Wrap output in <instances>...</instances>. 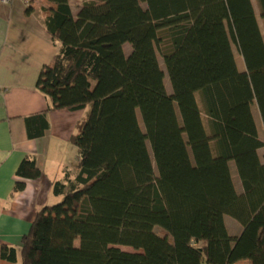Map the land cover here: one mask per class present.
Returning <instances> with one entry per match:
<instances>
[{
    "label": "trees",
    "instance_id": "16d2710c",
    "mask_svg": "<svg viewBox=\"0 0 264 264\" xmlns=\"http://www.w3.org/2000/svg\"><path fill=\"white\" fill-rule=\"evenodd\" d=\"M24 1L30 15L33 0ZM43 1V26L58 51L36 89L49 112L88 111L70 137L76 172L52 186L62 200L37 211L19 250L2 246L1 258L264 264V164L257 154L264 142L252 114L256 106L264 129V39L252 1L86 0L75 17L68 0ZM256 2L264 23V0ZM16 176L36 180L41 172L25 157ZM23 188L16 183L13 195ZM225 216L242 226L238 237L228 235Z\"/></svg>",
    "mask_w": 264,
    "mask_h": 264
},
{
    "label": "crops",
    "instance_id": "0c3cea01",
    "mask_svg": "<svg viewBox=\"0 0 264 264\" xmlns=\"http://www.w3.org/2000/svg\"><path fill=\"white\" fill-rule=\"evenodd\" d=\"M85 1L68 0L74 17ZM43 7V0H33V12L26 15L24 0L0 2V249L6 246L18 251L37 211L61 199L53 194L52 186L54 182H64L66 174L76 172L78 152L70 137L88 111L49 112L48 99L36 89L42 68L53 63L58 51L43 26ZM252 114L258 137L264 142L253 107ZM257 154L264 164V147ZM25 157L34 159L41 172L38 179L16 176ZM229 170L235 190L241 195L233 162ZM21 182L23 190L13 195L15 184ZM224 224L229 236L241 234L242 226L231 217L225 216ZM0 264L15 263L0 255Z\"/></svg>",
    "mask_w": 264,
    "mask_h": 264
},
{
    "label": "rangeland",
    "instance_id": "374dc122",
    "mask_svg": "<svg viewBox=\"0 0 264 264\" xmlns=\"http://www.w3.org/2000/svg\"><path fill=\"white\" fill-rule=\"evenodd\" d=\"M252 3H253V6H254L255 15H256V18H257L261 33H262L263 38H264V23H263V21L260 18V11H259L257 2H256V0H252ZM141 6H142V8H145V4L141 3ZM163 48L164 49L167 48L166 45L163 46ZM232 49H233V52H234V55H235V59H236V63H237V67H238L239 71H244L243 60L238 55V52H237V50H236L234 45H232ZM124 51H125L126 54H128L130 52L129 45H125L124 46ZM157 58H158V62H159L160 68L162 69V71H163V73L165 75V80H164L165 89H166L168 94H171V86H170L167 74L165 73L166 70H165V67H164V64H163V60H162V57H161V52H159V51L157 52ZM197 102H198V105H199V108H200V111H201V114H202L203 124L205 126L206 131H208V120H207L206 116L204 115L203 105H202V101H201L199 95H197ZM253 110L255 111L260 138L264 141V129H263V126H262V123H261V120H260V117H259V113H258V110H257L256 106H253ZM138 120H139V124H141L140 118ZM140 126L142 127V125H140ZM147 147H148V150L150 152V148H149L148 144H147ZM61 200H62V198L60 200L59 199L55 200L54 202H52L50 204V206L58 204ZM155 232L158 233L159 229L155 228ZM75 246H78V241H75ZM120 249L123 250V251H127V252H134L130 248L121 247Z\"/></svg>",
    "mask_w": 264,
    "mask_h": 264
},
{
    "label": "built area",
    "instance_id": "2783aa9c",
    "mask_svg": "<svg viewBox=\"0 0 264 264\" xmlns=\"http://www.w3.org/2000/svg\"><path fill=\"white\" fill-rule=\"evenodd\" d=\"M0 2L3 4H9L11 2V0H0Z\"/></svg>",
    "mask_w": 264,
    "mask_h": 264
},
{
    "label": "bare ground",
    "instance_id": "6f19581e",
    "mask_svg": "<svg viewBox=\"0 0 264 264\" xmlns=\"http://www.w3.org/2000/svg\"><path fill=\"white\" fill-rule=\"evenodd\" d=\"M165 73H166V71H165Z\"/></svg>",
    "mask_w": 264,
    "mask_h": 264
}]
</instances>
